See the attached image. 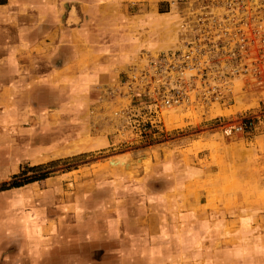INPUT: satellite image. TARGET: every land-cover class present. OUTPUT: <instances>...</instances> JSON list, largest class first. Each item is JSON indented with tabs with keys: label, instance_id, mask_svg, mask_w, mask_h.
Instances as JSON below:
<instances>
[{
	"label": "rangeland",
	"instance_id": "obj_1",
	"mask_svg": "<svg viewBox=\"0 0 264 264\" xmlns=\"http://www.w3.org/2000/svg\"><path fill=\"white\" fill-rule=\"evenodd\" d=\"M199 2L174 0L179 20L189 4ZM205 79L197 76L198 89L187 90L184 103L163 108L160 124H150L153 118L136 111L145 98L142 92L131 96L126 77L95 91L78 90L71 84V89L16 92L21 104L22 151L45 145L40 137L30 139L31 127L39 132L45 123L38 122L34 128L29 116L33 103L52 101L48 144L53 153L33 161L42 166L39 170L25 165L15 182L61 180L65 194L93 199L86 202L87 209H81L128 210L132 227L141 225L137 214L148 207L151 214L161 211L180 230L198 232V249L180 253L183 264H255L264 248V212L259 211L264 209V149L256 150L246 136L226 137L219 125L253 118V135H262L264 88H245L253 81L251 76L243 77L234 88L213 89L208 101L209 91L201 87ZM63 99L68 103L65 114L59 107ZM145 121L149 123L144 133ZM90 140L107 145L90 152L72 151ZM13 180L0 183V189ZM206 240L208 249L200 245Z\"/></svg>",
	"mask_w": 264,
	"mask_h": 264
},
{
	"label": "crops",
	"instance_id": "obj_2",
	"mask_svg": "<svg viewBox=\"0 0 264 264\" xmlns=\"http://www.w3.org/2000/svg\"><path fill=\"white\" fill-rule=\"evenodd\" d=\"M179 16L174 0H0V183L53 153L52 101L33 103L29 116L34 128L45 123L30 133L45 145L22 151L16 92L71 89V84L83 91L105 89L129 76L144 52L176 46ZM66 101L59 105L62 114ZM250 138L256 150L264 149V133ZM85 145L72 151L107 144ZM93 145L100 147L90 150ZM85 199L65 194L64 182L50 178L1 190L0 264H183L182 250L198 249V232L180 230L161 211L151 214L146 207L137 214L141 225L132 227L128 210H83L93 202ZM208 243L200 245L208 249ZM236 251L240 256L242 248ZM261 251L255 264H264Z\"/></svg>",
	"mask_w": 264,
	"mask_h": 264
},
{
	"label": "built area",
	"instance_id": "obj_3",
	"mask_svg": "<svg viewBox=\"0 0 264 264\" xmlns=\"http://www.w3.org/2000/svg\"><path fill=\"white\" fill-rule=\"evenodd\" d=\"M178 32L176 46L159 53L144 52L126 77L131 96L142 92L145 98L134 110L153 118L150 124H160L163 108L184 103L186 91L198 89L197 76L206 77L201 87L209 91L208 101L213 89L234 88L235 81L243 77L251 76L253 81L245 88H264V0L189 4ZM148 123L144 122V133ZM219 128L226 137H251L256 124L253 118H242Z\"/></svg>",
	"mask_w": 264,
	"mask_h": 264
},
{
	"label": "flooded vegetation",
	"instance_id": "obj_4",
	"mask_svg": "<svg viewBox=\"0 0 264 264\" xmlns=\"http://www.w3.org/2000/svg\"><path fill=\"white\" fill-rule=\"evenodd\" d=\"M34 168H35V167H34ZM17 179H18V176H16V178H14V180H13L14 182L11 183V184L9 183V185H7L6 188H15V185H14V184L17 183V182H15ZM35 181H36V180H35ZM30 182H34V180H30V181H28L26 184H28V183H30ZM5 185H6V184H5ZM21 185H24V184H21ZM21 185H20V186H21ZM6 188H1L0 191L3 190V189H6Z\"/></svg>",
	"mask_w": 264,
	"mask_h": 264
},
{
	"label": "trees",
	"instance_id": "obj_5",
	"mask_svg": "<svg viewBox=\"0 0 264 264\" xmlns=\"http://www.w3.org/2000/svg\"><path fill=\"white\" fill-rule=\"evenodd\" d=\"M42 166H39V167H35V168H33L34 170H39L40 168H41ZM15 185V187H18V186H20L21 184H19V183H15L14 184Z\"/></svg>",
	"mask_w": 264,
	"mask_h": 264
}]
</instances>
